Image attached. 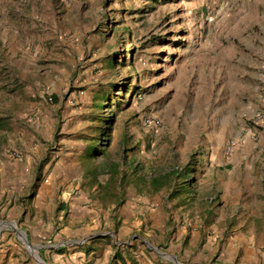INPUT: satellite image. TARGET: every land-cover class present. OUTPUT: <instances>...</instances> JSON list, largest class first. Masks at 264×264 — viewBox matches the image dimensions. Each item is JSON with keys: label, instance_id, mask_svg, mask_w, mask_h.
Here are the masks:
<instances>
[{"label": "rangeland", "instance_id": "374dc122", "mask_svg": "<svg viewBox=\"0 0 264 264\" xmlns=\"http://www.w3.org/2000/svg\"><path fill=\"white\" fill-rule=\"evenodd\" d=\"M255 8L0 0V264H217L263 225Z\"/></svg>", "mask_w": 264, "mask_h": 264}, {"label": "crops", "instance_id": "0c3cea01", "mask_svg": "<svg viewBox=\"0 0 264 264\" xmlns=\"http://www.w3.org/2000/svg\"><path fill=\"white\" fill-rule=\"evenodd\" d=\"M255 11L257 13L264 14V0H254ZM264 18V17H263ZM264 27V26H262ZM264 34V33H263ZM264 40V36L262 37ZM258 144L264 146V134H260V139ZM65 167L62 169L63 172L67 171L69 164L68 161L65 162ZM249 221L254 224V222H263L261 226H249L247 229V235H243L240 230L239 234L235 235L232 241H229L224 248V244L221 247V251L218 254L217 259L220 260V263L217 264H264V213H253L248 216ZM77 221V220H75ZM210 240H206V243L202 246V252L198 253L201 258L206 257L214 253L213 246L210 245ZM242 246L244 250V254L247 257L242 258L245 259V262L239 263L236 259L238 257V252L240 247ZM217 249V246H216Z\"/></svg>", "mask_w": 264, "mask_h": 264}, {"label": "water", "instance_id": "95a60500", "mask_svg": "<svg viewBox=\"0 0 264 264\" xmlns=\"http://www.w3.org/2000/svg\"><path fill=\"white\" fill-rule=\"evenodd\" d=\"M3 224H7V225H11V226H13V227H11V228H15V225L14 224H12V223H9V222H5V221H0V229H1V227H2V225ZM22 232V231H21ZM17 233H18V231H17ZM24 234V233H23ZM24 238H25V234H24ZM25 244H26V246H27V248L30 250V251H35L36 249H37V246L35 247V246H30L29 244H28V242H27V240H26V238H25ZM39 247V246H38ZM35 253H36V251H35ZM37 255V254H36ZM37 258L39 259V261L38 262H40V263H43L42 262V260L39 258V256L37 255ZM173 262H176L177 264H179V262H177L174 258L173 259H171ZM44 264V263H43Z\"/></svg>", "mask_w": 264, "mask_h": 264}, {"label": "bare ground", "instance_id": "6f19581e", "mask_svg": "<svg viewBox=\"0 0 264 264\" xmlns=\"http://www.w3.org/2000/svg\"><path fill=\"white\" fill-rule=\"evenodd\" d=\"M4 226H7V224H3ZM11 227H13V226H11ZM19 234H21L20 232H19ZM22 236V235H21ZM34 255L37 257V255H36V253L34 252ZM37 260L39 261V259L37 258Z\"/></svg>", "mask_w": 264, "mask_h": 264}, {"label": "trees", "instance_id": "16d2710c", "mask_svg": "<svg viewBox=\"0 0 264 264\" xmlns=\"http://www.w3.org/2000/svg\"><path fill=\"white\" fill-rule=\"evenodd\" d=\"M119 255V254H118ZM121 258H122V256L121 255H119Z\"/></svg>", "mask_w": 264, "mask_h": 264}]
</instances>
